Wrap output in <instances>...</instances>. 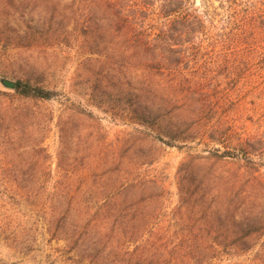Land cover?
Instances as JSON below:
<instances>
[{"label": "rangeland", "instance_id": "obj_1", "mask_svg": "<svg viewBox=\"0 0 264 264\" xmlns=\"http://www.w3.org/2000/svg\"><path fill=\"white\" fill-rule=\"evenodd\" d=\"M159 3L0 0V80L54 93L33 100L0 84V264H264V232H238L264 205V47L246 63L236 55L210 114L256 140L257 183L251 170L203 165L196 157L223 149L202 130L173 141L132 113L128 37L158 34ZM221 3L189 0L208 7L211 34Z\"/></svg>", "mask_w": 264, "mask_h": 264}, {"label": "trees", "instance_id": "obj_2", "mask_svg": "<svg viewBox=\"0 0 264 264\" xmlns=\"http://www.w3.org/2000/svg\"><path fill=\"white\" fill-rule=\"evenodd\" d=\"M152 1L160 2L163 18L158 34L128 37V71L132 81L128 86V100L132 102V113L138 124L155 126L159 134L173 141L187 140L184 133L194 126V131L202 130L203 137L207 136L211 143L223 149L214 148L207 156L196 157L204 161L203 165L214 159L224 165L248 169L253 172L250 180L260 182L253 161L258 150L256 140L251 137L234 139L230 133L221 132L222 118L210 114L218 113L230 91L220 87V80L236 78L233 73L240 64L236 55L240 52L246 63L253 57L249 55L263 50L264 8L258 4L250 7L242 0H222L220 8L226 14L225 21L214 32L216 34H211L214 26H207L208 23L213 25L208 7L201 10L189 4V0ZM248 48L254 52L247 53ZM231 52L235 54L229 55ZM220 69L226 70L223 77L218 74ZM13 92L21 98L33 100L47 101L54 96L53 92L21 82L15 83ZM183 115L189 116L192 124L188 125ZM213 211L218 214L221 209L215 205ZM237 218L235 212L231 213L232 223L240 225ZM240 226L238 232L244 237L256 231L264 232V205L254 218L247 220L244 228L242 223ZM220 248L212 245L207 252L215 253ZM247 248L234 246L232 249ZM207 252L195 249L191 253L205 256Z\"/></svg>", "mask_w": 264, "mask_h": 264}, {"label": "water", "instance_id": "obj_3", "mask_svg": "<svg viewBox=\"0 0 264 264\" xmlns=\"http://www.w3.org/2000/svg\"><path fill=\"white\" fill-rule=\"evenodd\" d=\"M0 84L4 88L9 89V90H13L15 88V83L14 82H11V81H8V80H5V79H1L0 80Z\"/></svg>", "mask_w": 264, "mask_h": 264}]
</instances>
